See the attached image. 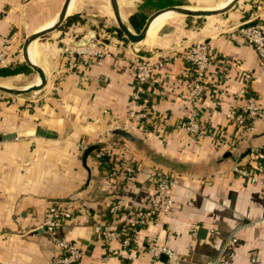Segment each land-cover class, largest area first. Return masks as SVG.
<instances>
[{
    "label": "crops",
    "instance_id": "obj_1",
    "mask_svg": "<svg viewBox=\"0 0 264 264\" xmlns=\"http://www.w3.org/2000/svg\"><path fill=\"white\" fill-rule=\"evenodd\" d=\"M114 1L122 23L137 33L128 21L131 15L144 16V23L166 6L212 9L230 0ZM62 3L0 0L5 65L21 63L24 38L53 23ZM73 14L81 21L33 42L38 55L34 62L47 71L45 85L21 95L6 93L0 101V136L20 130L49 132L0 141V264H56L57 251L40 229L51 201L68 202L72 208L54 233L81 251L77 264H122L105 255L94 225L133 228L130 264H168L164 254L151 256L153 245L177 256L170 264H207L218 256L224 264H264V186L232 172L235 162L248 163L264 148V68L236 29L251 22L264 31V0H238L216 15L164 16L159 29L153 32L154 25L137 43L117 35L108 0H73L67 16ZM89 39L106 55L63 53L65 46ZM197 42L206 44L209 65L204 90L194 101L188 95L192 72L181 54ZM137 61L152 70L144 101L131 107ZM242 72L250 73L248 90L262 108L246 132L230 116L243 102ZM15 75L0 79L12 80L11 87L35 84L19 85L25 76ZM130 108L142 117L130 121ZM192 111L199 115L202 136L178 126ZM114 130L133 139L115 136ZM96 144L107 152L110 164L99 162L98 149L82 154ZM156 172L174 180L170 209L136 228L133 210L154 195ZM116 200L120 208L110 216L108 207ZM199 228L204 229L201 235ZM108 247L122 252L115 240Z\"/></svg>",
    "mask_w": 264,
    "mask_h": 264
},
{
    "label": "built area",
    "instance_id": "obj_2",
    "mask_svg": "<svg viewBox=\"0 0 264 264\" xmlns=\"http://www.w3.org/2000/svg\"><path fill=\"white\" fill-rule=\"evenodd\" d=\"M236 29L242 36L244 42L253 48L261 66L264 68V31L258 24L251 22H241L236 26ZM63 53L66 55H90L96 57L106 55L105 52L94 48V43L91 39L87 40L86 43L82 45H67L64 47ZM181 55L192 72L188 91L189 98L194 99V101L198 100L200 94L204 90L202 78L209 65V52L207 46L203 42L192 43L185 48ZM6 57V51L0 50V65L6 62ZM151 70L150 66L143 61H137L135 63L134 77L129 94V104L131 107L140 105L144 101L145 85L150 80ZM250 79L251 75L248 72H242L239 75L238 81L242 86L241 98L243 102L240 105L239 111L230 115L241 132L248 131L253 121L262 113V108L258 106L254 95L248 90ZM5 97L6 93L0 92V101ZM127 116L130 121L134 122L140 119L142 114L130 108L127 112ZM178 126L184 129L188 134L195 136L203 135V129L199 123V115L195 111H192L184 121L178 123ZM101 154L107 155V152L100 149L95 155L98 157ZM103 162L110 164L108 160ZM129 171L132 172V166H130ZM232 172L243 178L247 183L264 186V152H255L246 165L235 162L232 166ZM152 176L155 187L154 195L149 199L146 205L133 210V216L135 217L134 226L136 228L147 226L149 223L153 222L160 213H167L171 206L170 191L174 183L173 178L162 172H156ZM119 208L120 202L116 200L109 205L107 212L110 216H114ZM71 214L72 208L69 206V203L65 201L48 202L43 210V220L40 229L48 235L53 247L57 251L56 264H77L81 255V251L72 241L54 233L59 222L65 218H69ZM94 230L106 249L105 255L109 254L118 257L122 264L131 263L134 254L129 251V246L133 237V228L122 227L118 230H109L100 225H94ZM112 240L119 242L122 252L118 249L109 250L108 244ZM149 251L151 256L155 258L164 254L168 264L177 257L171 250L162 246H150ZM251 260L253 261V259ZM207 264H224V262L221 261L218 256Z\"/></svg>",
    "mask_w": 264,
    "mask_h": 264
},
{
    "label": "water",
    "instance_id": "obj_3",
    "mask_svg": "<svg viewBox=\"0 0 264 264\" xmlns=\"http://www.w3.org/2000/svg\"><path fill=\"white\" fill-rule=\"evenodd\" d=\"M237 1L238 0H230L225 5L218 7V8H212V9H190L187 7L174 6V5L159 8V9L155 10L154 12H152L145 19L141 29L137 33L130 32L129 29L125 26V24L122 23L119 15H118L117 9H116L115 1L114 0H108V3H109L110 8L112 10L113 18L115 20L117 29L121 32L123 37L126 38L129 42L137 43L144 38L150 21L157 14H159L163 11H172V12H175L177 14L185 15V16L216 15V14L223 13V12L227 11L228 9H230ZM69 2H70V0H63L61 8H60L58 14L56 15V20L51 25H49L45 28H42L40 30H37L35 32H32L31 34L27 35L22 42V46H21L22 61L21 62L37 74V76L39 78L38 83L29 85V86H25V87H17V88L16 87H11V88L9 87L8 88V87H4V86L0 85V92L11 94V95H21V94L29 93L32 91L40 90L45 85L46 75H45L44 71L39 66L31 63L28 60L26 49H27L28 44L31 41L38 39V38L44 36L45 34L58 29V27L63 22L64 18L67 16L66 10H67ZM0 66H5V64H2ZM116 131L125 135V132L122 130H116ZM26 136H41V137L49 136V132L43 131V130H20V131H15V132H11V133L5 134L3 136H0V141L10 140V139H15V138H20V137H26ZM203 232H204V229H202V228H199L197 230V233H199L200 235Z\"/></svg>",
    "mask_w": 264,
    "mask_h": 264
},
{
    "label": "trees",
    "instance_id": "obj_4",
    "mask_svg": "<svg viewBox=\"0 0 264 264\" xmlns=\"http://www.w3.org/2000/svg\"><path fill=\"white\" fill-rule=\"evenodd\" d=\"M143 20H144V16L137 17L135 14L131 15L128 19L130 26L134 29L135 32H138L140 30V28L142 27V24H143ZM80 21H81V19L77 15H74V14L69 15L66 17V20L62 24L61 27L67 26L71 22H80ZM116 33L118 36H121V32L118 29H116ZM15 74L29 76L31 73H30V69L25 64H23L22 62L21 63H19V62L9 63L5 66L0 67V77H5V76H10V75H15ZM18 75H15V76H18ZM2 79H5V78H2ZM113 134H115V136H121L122 138H125L127 140L133 139V137L130 134H128L127 132H125V135H124V134L119 133L116 130H114ZM98 148H99V144L90 145V146L83 149L82 154H87L90 151H95ZM99 150L100 149H98L97 151H99ZM258 151L264 152V148L263 149L260 148ZM247 153H249V150L247 151ZM97 158H98L99 162L101 163V162L107 160L108 155L101 154ZM239 164L246 165L247 163H245V160L241 159L239 161Z\"/></svg>",
    "mask_w": 264,
    "mask_h": 264
},
{
    "label": "bare ground",
    "instance_id": "obj_5",
    "mask_svg": "<svg viewBox=\"0 0 264 264\" xmlns=\"http://www.w3.org/2000/svg\"><path fill=\"white\" fill-rule=\"evenodd\" d=\"M72 1H73V0H70V2H69V4H68L67 10H66V14L69 13V9H70V6H71V4H72ZM167 15L175 16V15H177V13L172 12V11H163V12L157 14V15H156V16L150 21L149 26H148V28H147V30H146V33H145L146 36H148L150 30L152 29V27H153L154 25H155V27L153 28V32H154V31H157V30L159 29L160 25L163 24V23L166 21V18H164V16L166 17ZM162 17H163V18H162ZM51 24H52V23H51ZM51 24H50V25H51ZM147 33H148V34H147ZM35 41H36V39L33 40V41H31V42L28 44L27 49H26V52H27V58H28V60H29L31 63L37 65V63L34 62V61H36L37 58H38V55H37V53H36V50H35V47H34V43H33V42H35ZM32 43H33V44H32ZM38 81H39V78H38V80L35 82V84L38 83ZM0 85H1V84H0ZM1 86H3V85H1ZM4 87H6V86H4ZM8 88H9V87H8Z\"/></svg>",
    "mask_w": 264,
    "mask_h": 264
},
{
    "label": "rangeland",
    "instance_id": "obj_6",
    "mask_svg": "<svg viewBox=\"0 0 264 264\" xmlns=\"http://www.w3.org/2000/svg\"><path fill=\"white\" fill-rule=\"evenodd\" d=\"M173 17V16H172ZM202 19V17H199V20H201ZM199 23V22H198ZM58 29H63L62 27H61V25L58 27ZM21 59V61H22V58H20ZM38 65H39V63H38ZM39 66H41V65H39ZM30 69V68H29ZM44 71V73H45V75H46V77H47V71H45V70H43ZM30 75L29 76H25L23 79V81H22V83H20V82H18L19 83V85H22L23 83L25 84V83H29L30 82V84H32V83H34V82H36V81H33V80H35L38 76H37V74L34 72V71H32L31 69H30ZM25 81V82H24ZM14 82H12V80H1L0 79V84L1 85H3V86H6V87H11L10 85H12ZM16 83V82H15ZM17 87H19V86H16V88Z\"/></svg>",
    "mask_w": 264,
    "mask_h": 264
}]
</instances>
